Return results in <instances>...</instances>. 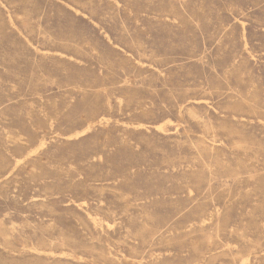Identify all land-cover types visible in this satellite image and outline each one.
<instances>
[{
  "label": "rangeland",
  "instance_id": "obj_1",
  "mask_svg": "<svg viewBox=\"0 0 264 264\" xmlns=\"http://www.w3.org/2000/svg\"><path fill=\"white\" fill-rule=\"evenodd\" d=\"M0 264H264V0H0Z\"/></svg>",
  "mask_w": 264,
  "mask_h": 264
},
{
  "label": "bare ground",
  "instance_id": "obj_2",
  "mask_svg": "<svg viewBox=\"0 0 264 264\" xmlns=\"http://www.w3.org/2000/svg\"><path fill=\"white\" fill-rule=\"evenodd\" d=\"M84 133V132H83ZM73 136V135H72ZM34 150V149H33ZM256 255V254H255Z\"/></svg>",
  "mask_w": 264,
  "mask_h": 264
}]
</instances>
